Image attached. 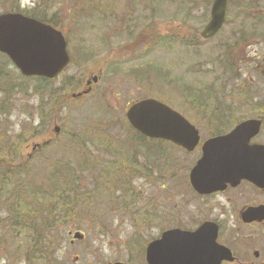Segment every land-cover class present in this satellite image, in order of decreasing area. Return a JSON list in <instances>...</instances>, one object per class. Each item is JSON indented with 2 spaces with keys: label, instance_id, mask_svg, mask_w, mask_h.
Segmentation results:
<instances>
[{
  "label": "rangeland",
  "instance_id": "1",
  "mask_svg": "<svg viewBox=\"0 0 264 264\" xmlns=\"http://www.w3.org/2000/svg\"><path fill=\"white\" fill-rule=\"evenodd\" d=\"M142 1L89 0L83 5V0H70L76 8L65 15L75 20L61 25L60 31L71 62L55 82L14 76L11 65L5 66L0 57V183L8 184L0 186V264H145L148 243L164 230H181L176 183L183 180H176V173L193 161L171 144L147 141L145 145L156 152H166L167 160L152 162L139 155L134 162L129 153L126 161L133 162L135 173L143 169V177L111 175L101 185V196L69 207V223H58L64 201L75 204L81 194L95 192L92 169L88 173L86 167L83 172L78 167L83 151L91 159L106 156L105 163L121 160L113 156L121 153L130 135L125 110L145 97L175 110L200 137L226 132L255 113L240 103L245 89H235V78L238 65L244 69L251 63L248 49L264 51V0H244L245 18L239 16V0H228V22L207 42L199 39V32L209 21L213 0H159L154 15ZM51 2L40 0L49 16L54 12L48 7ZM30 4L31 0H0V15ZM31 14L39 16L38 11ZM93 77L99 81L91 83V93L73 99ZM4 87L11 91L4 93ZM219 115L233 118L220 122L214 118ZM209 117L214 119L204 121ZM105 137L114 141L100 144ZM45 141L48 145L32 152L33 145ZM56 160L76 169L71 190L57 188L63 181L57 171L52 178ZM38 186L43 188L29 191ZM128 188L139 194L137 210L119 202L118 196ZM125 199L131 200V194ZM188 205L191 214L197 207ZM216 205L205 212L220 216L225 206L218 210ZM141 208L151 218L147 227L139 226ZM232 218L224 230L239 225ZM76 231L84 238L71 244ZM241 234V227L234 232Z\"/></svg>",
  "mask_w": 264,
  "mask_h": 264
},
{
  "label": "water",
  "instance_id": "2",
  "mask_svg": "<svg viewBox=\"0 0 264 264\" xmlns=\"http://www.w3.org/2000/svg\"><path fill=\"white\" fill-rule=\"evenodd\" d=\"M227 0H213L210 17L200 32V38L207 40L216 34L225 22ZM0 54L5 55L9 62L23 77L54 79L68 65L69 58L65 49L64 38L59 32L43 25L34 18L19 14H1L0 16ZM91 80L96 83L97 78ZM91 81L87 82V86ZM89 91L73 94L72 98H80ZM125 119L134 132L145 139L170 142L187 152L198 142V132L168 106L159 101L145 99L137 101L125 110ZM259 128L257 121L247 120L233 128L223 136L214 137L202 146V157L190 171L189 183L198 193L212 192L225 186L226 183L236 184L241 179H248L256 184L254 173L263 166H247V160L241 153L250 151L244 144L253 131ZM58 133V130H55ZM40 145L32 148L38 149ZM261 163H259L260 165ZM207 225L193 233L181 232L173 228L165 230L145 248L146 264H221L232 262L229 249L216 244V228L211 231ZM74 240L82 239L76 233ZM113 264H123L115 262Z\"/></svg>",
  "mask_w": 264,
  "mask_h": 264
},
{
  "label": "flooded vegetation",
  "instance_id": "3",
  "mask_svg": "<svg viewBox=\"0 0 264 264\" xmlns=\"http://www.w3.org/2000/svg\"><path fill=\"white\" fill-rule=\"evenodd\" d=\"M51 1L48 7L54 10V12L50 16L48 15L49 11L47 8L42 11L43 4L40 3V0H31L30 8L18 5L16 9H11V11L31 19L34 18L41 24L47 25L59 32L62 38H64L60 31L61 25L75 20V17H68L65 13L69 8L76 7L71 6L70 0ZM83 1V5L86 3L89 4V0ZM243 2L244 0H239L236 5L241 10L239 16L245 18L246 13L242 7ZM228 4L229 2L225 8V22L219 29L218 34L228 22ZM92 5H94L93 2ZM34 11H38L39 16L32 15L31 13ZM218 34L207 40L201 39L200 36L199 39L202 42H207L217 37ZM64 40L66 42L65 38ZM242 51L245 53L244 49ZM247 51L248 55L251 56V63L244 69L243 67L245 65L237 66V73L239 76L235 78V81L238 83L235 85V89H245V95L243 94L242 96L244 100L240 101V103H246L248 107L251 106L249 108L254 110L255 113L249 117L237 120L226 132L224 131L223 133L211 134L212 136L207 135L204 137H200L198 133V142L190 153L181 147L179 148L173 145L174 148L182 151L186 159L193 161L192 166L190 165V167L184 168L183 171L181 170L176 173V180L179 178L183 180L181 181L179 179L176 183L179 205L177 216L180 217L181 232L193 233L203 225L209 226L208 228L211 231L215 227L217 236L216 244L229 249L232 257H234L232 262L228 263L223 261L221 264H264V183L256 184L251 180L241 179L236 184L226 183L225 186L220 189H216L212 192L205 191L204 193L196 192L192 188L191 183H189L190 171L202 156L201 149L203 144L212 140L214 137L230 133L234 126L247 120L257 121L259 128L253 131L255 133L251 134L245 144L242 140L244 148L246 147L250 149V151L241 153L240 156L242 159L247 160V166L250 165V167H255L254 169H256L257 166L264 167V51L258 48H251ZM244 56L246 57V55ZM227 60L229 66L234 64L230 55L227 57ZM241 71L243 74H241ZM87 89L91 93V85ZM202 118L203 117H201V119ZM214 118L222 122L225 119L233 118V116L226 118L224 115H219ZM214 118H204V121H210ZM33 151L35 150H32V152ZM259 163L261 164L259 165ZM254 178L258 181H264V170L261 171L259 169L254 173ZM188 191H190L191 195ZM219 199H223L226 205L221 200L219 201ZM188 203H193L197 207L191 214L188 213ZM215 204H217L218 210L225 207L222 209L223 213H221L220 216L211 217L209 216V212H205V210L212 212ZM223 214H226V217L222 218ZM232 217L238 220L239 225L224 230V223L233 219ZM240 227L243 229V234L235 236L234 232H238ZM73 242L76 241H70L71 244H74Z\"/></svg>",
  "mask_w": 264,
  "mask_h": 264
},
{
  "label": "trees",
  "instance_id": "4",
  "mask_svg": "<svg viewBox=\"0 0 264 264\" xmlns=\"http://www.w3.org/2000/svg\"><path fill=\"white\" fill-rule=\"evenodd\" d=\"M144 1V0H143ZM142 1V2H143ZM147 5H148V10L149 12H151L152 15H154L156 12V10L158 9V4H159V0H146ZM145 3V2H143ZM146 4V3H145ZM157 8V9H156ZM134 8H132L131 11H133ZM1 58H3L2 63L7 66L10 65V63L8 62V60L3 56H0ZM12 72L14 74V76L20 77L22 78L19 73L16 72V70L14 68H11ZM2 76L1 72H0V77ZM23 79V78H22ZM44 83H47L46 81L42 80ZM51 83V82H50ZM2 91L4 93H8L9 91H11L10 89H6L4 87V89H2ZM128 129V128H127ZM126 129V130H127ZM130 133L129 137L126 139L125 144L121 146V153H119V155L113 156L115 158H120L121 160L116 159V161L114 163H105L103 159H105L106 156H94L89 157L86 155V153L83 151V158H81V162L80 165L78 167H80V171H82L83 167L87 168L88 173L92 172L94 174L95 180H94V185H95V192L88 195V196H83L81 194L80 199H77L78 202L77 203H73V200H68V201H64L65 203L63 204V212L61 217L56 216L57 222L58 223H64L63 221H65L68 217V211L67 209L69 207L75 208L78 206H84V203L87 200H95L96 196L98 195L99 191L102 189L101 185L103 183H105L106 181L109 180V177L111 175H117L119 173H124L125 175H127L128 173H133L136 175V178H140L143 177V173L145 171H143V169L138 170L137 173H135V171H133L134 167L131 165L133 164V162L128 163L126 160L127 158H129L132 154H133V161H136L137 156H144V158L149 161L152 160L156 161V160H162L166 161L167 160V153L164 152L163 150H158V152H156L154 149L155 148H150L148 146H146L145 144L147 143V141L149 140H145L144 138H142L139 134L131 131V129H128V131ZM131 134H133V137L131 136ZM111 140H109L108 138L105 137L103 142H99L102 145L108 144ZM114 141V140H112ZM111 141V142H112ZM145 146V149H144ZM106 150H108V148H105ZM142 149L143 152H142ZM132 153V154H129ZM103 158V159H102ZM107 158V157H106ZM63 161V160H62ZM98 161H100V163H98ZM56 164H53V174H52V178H56L57 174H58V178L60 180H62L63 182H61V184L59 186H57V188H59L61 191H65L67 188L70 189V187L73 185V182L76 181L74 178V174L76 172V169L70 166H65L63 164H61L62 162L60 160H56L54 161ZM26 164H29V161L26 162ZM153 167H156L155 165ZM57 171V174L55 173ZM36 175H40L39 173H36ZM9 178H11V176H9ZM8 184L5 183L4 181H2V183H0V186L6 187ZM54 187H55V182H54ZM65 187V188H64ZM43 188L38 186L36 188H31L29 189V191L36 189L38 191H40ZM64 188V190H63ZM15 188H13L11 191H14ZM71 190V189H70ZM128 193L131 194L132 199L127 201L125 199V196L128 195ZM2 194V193H0ZM87 194V193H86ZM136 194V195H135ZM40 195V194H39ZM42 196V195H41ZM47 195L44 194L42 197H46ZM101 196V193L98 195ZM139 194L136 192V190H133L131 188H128V190H124L121 192V194L118 196L119 198V202L121 203V206L123 208H134L135 210H137L139 207H137V205H139ZM1 197V196H0ZM49 198V196H48ZM21 197H19V201H20ZM49 201V200H48ZM50 203V201H49ZM140 217H141V223H140V227L141 226H145L147 227L148 225V221L151 219L150 216L148 215L146 210H142V208L140 209ZM62 218V219H61ZM67 221V220H66ZM69 222L67 221V224ZM98 229H102V228H98ZM97 229V230H98ZM106 234L103 236L105 237ZM134 239L138 240L137 237H135Z\"/></svg>",
  "mask_w": 264,
  "mask_h": 264
}]
</instances>
